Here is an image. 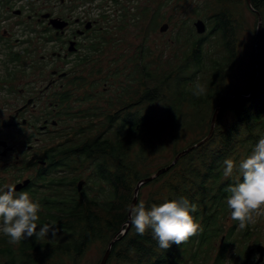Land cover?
I'll return each mask as SVG.
<instances>
[{"label": "trees", "instance_id": "obj_1", "mask_svg": "<svg viewBox=\"0 0 264 264\" xmlns=\"http://www.w3.org/2000/svg\"><path fill=\"white\" fill-rule=\"evenodd\" d=\"M240 1L204 0L194 6L207 29L197 34L194 22L193 26L183 24L184 34L180 29L174 36L175 42L184 46L183 55L159 83H152L155 74L143 62L144 54L140 50L135 66L125 74L126 82L121 81L120 94L109 96L104 105H97L104 92L92 95L91 87L84 89L76 99L84 100L83 105L73 108L69 104V90L64 91L61 102L68 100L64 107L71 120L68 134L58 137L59 144L52 148L54 155L50 164L39 170L41 189L28 192L31 199L41 205L38 229L43 224H54L57 234L28 237L19 244H10L9 237L3 233L0 235V264H56L64 257L77 263L94 242L101 243L104 252L114 235L117 238L105 264H199L210 258L213 264L225 262L229 237L238 222L234 221L226 230L222 223L225 214L231 212L227 206L230 195L227 187L242 181V176L234 171L233 176L225 177L224 161L231 159L238 166L264 137L263 46L257 45L260 47L257 52L259 73L252 91L255 73L245 95L227 92V80L238 58L234 7ZM247 6L261 16L260 36L264 37V0H250ZM153 13L150 26L157 24L158 14ZM211 39L219 46H214L218 50L204 46ZM118 69L113 70V74ZM76 79L79 88L84 78ZM132 83L138 86L132 87ZM198 85L206 89L200 97L192 94ZM234 93L240 95L223 103L213 133L205 142L181 156L169 170L142 184L152 183L180 165L175 170V182L166 184L165 197L152 198V203L147 205L146 202L145 207L150 209L153 204L187 198L196 206V211L190 214L202 231L187 243L172 245L166 251L158 247L150 229L145 235H138L130 222L122 232L136 184L151 175L138 165L156 151L153 138L167 128L177 129L196 120V124L205 123L207 127L201 137L193 140L192 144L196 143L207 135L217 102ZM159 100L163 102L160 115L154 117L142 111V104ZM192 109L196 118L190 113ZM229 109L232 119L222 125V117ZM187 115H191L189 120L185 119ZM81 171L88 172L81 174ZM79 180H83L80 190L77 189ZM88 190L95 191L89 194ZM138 203L137 200L135 204ZM218 237L220 245L211 256ZM243 257H249L248 252H243Z\"/></svg>", "mask_w": 264, "mask_h": 264}, {"label": "flooded vegetation", "instance_id": "obj_2", "mask_svg": "<svg viewBox=\"0 0 264 264\" xmlns=\"http://www.w3.org/2000/svg\"><path fill=\"white\" fill-rule=\"evenodd\" d=\"M118 2L0 0V191L26 179L17 196L39 190V170L50 164L59 144L52 139L68 134L71 124L68 100L61 102L64 91L74 87L93 54L104 50L109 35L114 43L108 24ZM38 73L45 75L34 82ZM40 136L52 142L40 147ZM7 168L16 171L10 182Z\"/></svg>", "mask_w": 264, "mask_h": 264}, {"label": "rangeland", "instance_id": "obj_3", "mask_svg": "<svg viewBox=\"0 0 264 264\" xmlns=\"http://www.w3.org/2000/svg\"><path fill=\"white\" fill-rule=\"evenodd\" d=\"M202 1L204 0H119L117 5L119 11L114 10V15L111 17L114 22L111 21L108 24L110 33H112L114 29V43L110 40L109 35L106 45L103 43L104 50L97 54H93V59L86 64V68L81 71V74L79 72V75L82 76L84 80L79 88L78 86L76 87L75 83L73 85L74 87L69 90L71 92V95H69L71 96L69 101L71 107H81V105H83L81 102L84 100L78 101L76 99L83 94L84 89L89 90L91 87L90 94L92 95L100 91L104 92V95L97 100V105H104L105 100L109 96L113 97L114 95L120 94L121 88L119 87L123 84L121 81L126 82L127 79L124 78L125 74L131 71L132 67L135 66L136 58H138L140 50H142L144 54L143 62H145L149 69L155 74L152 83H159L160 79H162L165 74L172 71L180 62L184 46L181 43H176L174 36L180 29L182 30V34H184L185 27H183V24L185 22L186 27L187 25L193 26V22L195 23L197 19H201V17L196 15L193 8L197 4L200 5L199 3ZM153 12H156V15L158 14V17H156L157 24H152L150 26L148 25V20L151 15H154ZM108 13H110V11ZM258 16L259 15L255 14L254 11L247 6L244 0L235 4L234 19L238 24V58L235 68L232 70L227 80V92L235 91L245 95L248 86L252 83L251 80L254 73H256V55L258 54V49H260L257 45L264 47V37L260 36L261 30H263L261 16L258 36L255 38L259 20ZM163 23L166 24V27L164 30H161L160 27ZM181 24L182 27H180ZM113 25L114 27H111ZM206 29L207 26L204 23V31L202 33H204ZM194 33L201 34L196 30H194ZM206 45H208V49L210 50H214L216 48L214 46L219 48L213 39L205 43L204 46ZM216 50L218 49L216 48ZM117 68L119 69L114 73L116 74L115 76L113 70L115 71ZM136 71L137 69H135V72ZM44 75V73H38V77L34 79V82H36L37 79L40 81ZM20 77L22 80L28 81L30 76L22 73ZM201 78H203V76ZM131 86L136 87L138 84L132 83ZM114 91H116V94H114ZM162 103L163 102L159 100L153 103L142 104L140 107L142 111H147L152 116L156 117L161 114ZM191 111L190 113H193V117L196 118L194 109ZM187 116L185 119L189 120L191 115ZM222 118V125H227L232 119L231 110H227ZM206 130L207 127L205 123L201 125L197 122L196 124V120H194L191 125L184 123L183 126L177 129H165L153 138L156 151H153L147 156L138 167L141 168L143 172L153 174L158 168L170 164L176 152L190 146L193 140L201 137ZM52 140L54 143L57 141V139ZM51 142V140L43 136H40V140L37 141L40 147L49 145ZM212 147H214V145ZM179 167L180 165H177L175 169L168 171L158 180L147 185H142L140 187V194L139 196L137 195V200L139 202H147V205H150L152 203L150 201L152 198L157 199L165 197L168 190L166 189V184L175 182L177 173L175 170L179 169ZM6 170V176L10 182L12 175L16 171H12L11 168L9 170L7 168ZM87 172L88 171H81V174ZM94 191L95 190H88L89 194H93ZM222 223L225 230L234 223V220L231 219V212L225 214ZM2 234L3 225L2 221H0V235ZM229 239L230 245L228 246L226 259L223 264H254L256 260L253 259L254 256L257 254L259 255L256 246H264V215L257 216L256 222L248 224L245 229H240L237 222V226ZM214 242V250L211 256L214 255L216 248L220 245L221 239L218 237ZM250 249L251 252H249ZM245 251L248 252L249 255L247 258L243 257V252ZM102 255V244L94 242L88 246L82 258L77 260V263L74 260L64 257L57 261L56 264H98ZM199 264H213V260L210 258L209 260L199 262ZM259 264H264V260Z\"/></svg>", "mask_w": 264, "mask_h": 264}, {"label": "clouds", "instance_id": "obj_4", "mask_svg": "<svg viewBox=\"0 0 264 264\" xmlns=\"http://www.w3.org/2000/svg\"><path fill=\"white\" fill-rule=\"evenodd\" d=\"M205 92V87L198 85L192 94L200 97ZM224 165L225 177L233 176L234 171L242 176V181L228 185L227 206L231 210V219L238 221L240 229H245L248 224L256 222L257 216L264 215V137L238 166L231 159H226ZM40 210L41 205L34 202L27 192L17 196L13 186L0 191V221L3 233L9 237L8 243L19 244L28 237L45 238L49 234L53 237L57 234L58 228L54 224H43L38 229ZM128 211L135 232L143 236L150 229L158 247L164 251L172 245L187 243L202 231L190 214L196 211V206L184 197L160 205L153 204L150 209L141 201L129 206ZM253 259H259V255Z\"/></svg>", "mask_w": 264, "mask_h": 264}, {"label": "water", "instance_id": "obj_5", "mask_svg": "<svg viewBox=\"0 0 264 264\" xmlns=\"http://www.w3.org/2000/svg\"><path fill=\"white\" fill-rule=\"evenodd\" d=\"M247 4H250V0H246ZM259 17V20H258V24H257V30H256V35H255V38H257L258 36V31H259V26H260V16ZM259 25V26H258ZM194 26L196 27V31L198 33H202L204 31V22L201 20V19H197L194 23ZM166 27V24L163 23L162 26L160 27L161 30H164ZM256 73H255V78H254V81H253V85H252V88H251V91L253 89V86L256 82V78L258 76V73H259V68H258V57L256 55ZM235 95H240L238 93H234V94H231V95H228L227 97L219 100L214 108V111L212 113V116H211V121H210V127H209V131L207 133V135H205L202 139H200L199 141H197L196 143L186 147L185 149H182L181 151H179L174 159L172 160V162L166 166H163V167H160L158 168L153 174L147 176V177H144L143 179H141L135 186L134 188V195H133V198H132V201L130 203V206L131 205H135L136 203V200H137V193H138V190H139V187L143 184V183H147L151 180H153L154 178H156L158 175H160L161 173H164L165 171L169 170V168L174 164L176 163V161L178 160V158H180L181 156L187 154L190 150H192L194 147L196 146H199L200 144H202L203 142H205L212 134L213 130H214V126H215V122H216V119H217V116L219 114V111L221 109V106L223 105V103H225L227 100H229L231 97L235 96ZM243 96V95H242ZM28 182V180H23L22 182L14 185L13 187L16 189H19L20 187L24 186L26 183ZM83 185V180H79L77 182V189L80 190L81 187ZM129 211H128V220H127V223H126V227L125 229L122 231V232H125L126 229L128 228V226L130 225V218H129ZM117 238V235H114V237L111 239V241L108 243L105 251L103 252V255L100 259V261L98 262V264H105L106 263V260L109 256V253H110V249H111V246L113 244V241ZM256 249L259 253V259H256L254 264H259L262 259H263V254H264V246L263 245H258L256 246ZM249 252H251V249L249 250Z\"/></svg>", "mask_w": 264, "mask_h": 264}]
</instances>
